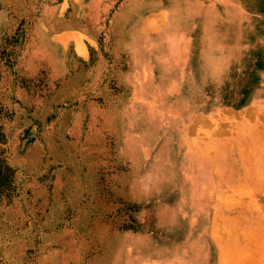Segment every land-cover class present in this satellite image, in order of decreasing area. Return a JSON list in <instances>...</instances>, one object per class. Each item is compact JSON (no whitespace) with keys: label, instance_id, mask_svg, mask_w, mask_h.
Here are the masks:
<instances>
[{"label":"rangeland","instance_id":"obj_1","mask_svg":"<svg viewBox=\"0 0 264 264\" xmlns=\"http://www.w3.org/2000/svg\"><path fill=\"white\" fill-rule=\"evenodd\" d=\"M178 2L0 0V264H264V0H181L165 87Z\"/></svg>","mask_w":264,"mask_h":264},{"label":"crops","instance_id":"obj_2","mask_svg":"<svg viewBox=\"0 0 264 264\" xmlns=\"http://www.w3.org/2000/svg\"><path fill=\"white\" fill-rule=\"evenodd\" d=\"M178 7L180 11L169 18L168 25H172L177 28L178 36H174V33H177V31H174V33L170 34H163V43L165 45V51L163 54H156L155 48H153V43H158L152 40L153 38L148 37V42H152L148 44L147 47L151 48L152 50L146 49V53L142 55L141 60L144 65H148V63L151 61V59H160L162 60V64H159V79L164 82L163 85L171 86L172 82L175 81V79H179L182 83V72L175 71V67L173 62H176V59L178 57L181 58V39H182V15L181 14V0L178 2ZM140 11V10H138ZM185 20V19H184ZM167 33H169V30L166 29ZM152 40V41H151ZM138 40L134 39L132 36L129 39V43L131 46H135L136 42ZM159 45V44H158ZM178 54V55H176ZM149 60V62H148Z\"/></svg>","mask_w":264,"mask_h":264},{"label":"trees","instance_id":"obj_3","mask_svg":"<svg viewBox=\"0 0 264 264\" xmlns=\"http://www.w3.org/2000/svg\"><path fill=\"white\" fill-rule=\"evenodd\" d=\"M10 171H11L10 166H8L6 162H4L3 160L0 159V173L4 172L3 174H7Z\"/></svg>","mask_w":264,"mask_h":264}]
</instances>
